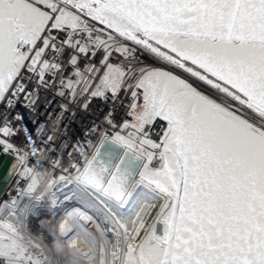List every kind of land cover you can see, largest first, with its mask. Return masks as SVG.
Masks as SVG:
<instances>
[{
    "label": "snow or ice",
    "instance_id": "snow-or-ice-1",
    "mask_svg": "<svg viewBox=\"0 0 264 264\" xmlns=\"http://www.w3.org/2000/svg\"><path fill=\"white\" fill-rule=\"evenodd\" d=\"M41 89L127 119L110 107L82 162L49 178L4 117L0 152L27 186L0 203V264H66L27 224L65 202L112 238L66 239L73 264H264V0H0V104Z\"/></svg>",
    "mask_w": 264,
    "mask_h": 264
},
{
    "label": "built area",
    "instance_id": "built-area-1",
    "mask_svg": "<svg viewBox=\"0 0 264 264\" xmlns=\"http://www.w3.org/2000/svg\"><path fill=\"white\" fill-rule=\"evenodd\" d=\"M137 55L145 63H153L148 54L138 51ZM54 92L55 89L50 91L41 89L40 100L34 107H27L23 97L11 109H7L5 105L0 104V124L3 123L5 116L11 120L12 126L18 129L17 134L11 138L12 142L21 150V154L25 152L29 154V166L37 167L41 171L47 170L49 178L52 175L60 174L59 169H53L52 167L53 161L57 159L65 167L69 165L71 160L82 162L78 150L84 149L90 152L85 147L86 141L91 140L96 143L100 127L107 128V125L104 124V116L110 107L119 109L115 114L117 122L122 118L127 119V117H124V108H121L119 104H113L111 100L108 103L93 100L89 110L85 112L78 105L70 104L66 98L56 96ZM126 103L127 100H125ZM65 104H68L69 107L67 112L62 111V105ZM73 112L75 115L71 114ZM17 115L23 117V119H14ZM33 149L36 150L35 154H33ZM6 156L12 158L13 166L18 164L15 153H7ZM37 161L41 163L37 164ZM13 170L14 172L0 196V203L15 197L19 188L27 186V181L18 175L19 168L14 169L13 167ZM51 211L47 210V213L44 214L48 215Z\"/></svg>",
    "mask_w": 264,
    "mask_h": 264
},
{
    "label": "bare ground",
    "instance_id": "bare-ground-1",
    "mask_svg": "<svg viewBox=\"0 0 264 264\" xmlns=\"http://www.w3.org/2000/svg\"><path fill=\"white\" fill-rule=\"evenodd\" d=\"M28 202L25 201V204ZM47 210L51 211L49 215H55L58 211V213L54 216V218L49 219L47 218L45 221V214L47 213ZM88 210L85 209L83 206H80L77 203L72 202H65V204L59 208L51 209L49 207H40L37 209L36 214L31 216L28 221V229L30 234L37 238L42 240L46 245L49 247L57 246L59 245L61 254L66 261V264H73L69 261V258L66 255V251L68 249L65 247V240H75L79 241L82 247H94L95 239L97 236L103 238L104 242L107 244L111 241L112 238L109 240L105 239V234L103 231V225L100 223V221L95 217L91 216L87 213ZM91 212V211H89ZM92 213V212H91ZM93 214V213H92ZM94 215V214H93ZM74 219H85L90 223V228L87 231L86 234H72L69 235L67 238L60 236V225L67 221V223L70 225L71 222ZM57 218V221L55 220ZM58 222L57 225H55ZM82 223V222H81ZM82 225V224H81ZM89 236V238H88ZM69 256V254H68ZM68 259H67V258ZM71 259V258H70ZM72 260V259H71Z\"/></svg>",
    "mask_w": 264,
    "mask_h": 264
},
{
    "label": "water",
    "instance_id": "water-1",
    "mask_svg": "<svg viewBox=\"0 0 264 264\" xmlns=\"http://www.w3.org/2000/svg\"><path fill=\"white\" fill-rule=\"evenodd\" d=\"M12 162H13V160H12V158L11 157H8V156H6V154L5 153H3V152H0V196L2 195V193H3V191H4V189H5V185H6V183L8 182V180L10 179V176H11V169L13 168V164H12ZM59 212V211H58ZM57 212V213H58ZM56 213V214H57ZM88 214H90L91 216H94L91 212H87ZM55 214V215H56ZM55 215H45V221H47L46 219L47 218H49V219H52V218H54V216ZM55 220L57 221V218H55ZM82 222V223H81ZM56 224L55 225H57L58 224V222H55ZM82 224V225H81ZM70 226L72 227V229H73V232L72 233H70L69 235H72V234H81V233H84V231H85V233L87 234L88 232V230H89V226H90V223L87 221V220H85V219H74V217H73V221L71 222V224H70ZM88 238H89V236H88ZM111 237L110 236H108V235H105V239L107 240H109ZM68 254H69V250L68 251H66V255H67V257L69 258V261L70 262H72L73 263V261L71 260L72 258L70 257V256H68ZM66 257V258H67ZM67 258V259H68ZM71 258V259H70Z\"/></svg>",
    "mask_w": 264,
    "mask_h": 264
},
{
    "label": "crops",
    "instance_id": "crops-1",
    "mask_svg": "<svg viewBox=\"0 0 264 264\" xmlns=\"http://www.w3.org/2000/svg\"><path fill=\"white\" fill-rule=\"evenodd\" d=\"M13 172H14V170H13V168H12V169H11V176H12Z\"/></svg>",
    "mask_w": 264,
    "mask_h": 264
},
{
    "label": "rangeland",
    "instance_id": "rangeland-1",
    "mask_svg": "<svg viewBox=\"0 0 264 264\" xmlns=\"http://www.w3.org/2000/svg\"><path fill=\"white\" fill-rule=\"evenodd\" d=\"M11 177V176H10Z\"/></svg>",
    "mask_w": 264,
    "mask_h": 264
}]
</instances>
